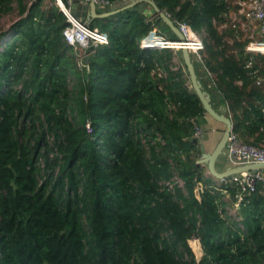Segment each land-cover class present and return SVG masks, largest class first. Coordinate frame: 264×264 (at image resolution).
<instances>
[{
    "label": "trees",
    "instance_id": "trees-1",
    "mask_svg": "<svg viewBox=\"0 0 264 264\" xmlns=\"http://www.w3.org/2000/svg\"><path fill=\"white\" fill-rule=\"evenodd\" d=\"M152 1L201 34L203 89L243 143L264 149V54L220 29L235 6ZM142 10L90 19L107 44L84 52L85 68L56 0H0V20L17 14L0 31V264H264V184L229 212L236 187L196 163L206 112L181 52L140 47L153 29L176 36Z\"/></svg>",
    "mask_w": 264,
    "mask_h": 264
},
{
    "label": "built area",
    "instance_id": "built-area-1",
    "mask_svg": "<svg viewBox=\"0 0 264 264\" xmlns=\"http://www.w3.org/2000/svg\"><path fill=\"white\" fill-rule=\"evenodd\" d=\"M56 1L58 4V1L60 0ZM90 1L96 6L102 8H109L112 5L108 0ZM230 1L231 4L235 6V10L224 15L225 22L220 26V29L225 28L227 25H231L242 33L243 39L248 41L245 48L247 52L264 54V0ZM61 6L63 7V10L61 11L66 16L67 22L69 23L62 32L63 38L66 43L72 46L77 52L79 57L78 65L86 68V65L83 62L85 56L84 52L91 47L107 44V37L104 33L99 32L97 29L89 28L87 23L70 15L68 12L69 10L65 8L62 3ZM165 14L169 17L166 12ZM175 25L183 37L182 41L171 40L162 35L157 29H153L141 39L140 47L148 49H170L174 51H180L185 48L190 53V56H192V62L194 61L203 70L205 78L208 80V87L210 88L212 77L211 74L204 69L200 53L203 50L201 34L195 32L187 22L180 21ZM161 75L164 74H158V76ZM240 84L241 83L238 82V85ZM224 109L225 106H223V110ZM261 111L264 113V105L261 107ZM227 117L231 119L230 114ZM201 134L202 129L200 126L195 125L194 138L200 139ZM225 154L226 161L232 167L264 163V149L243 143L233 132V127L227 137ZM216 182L218 184L224 183L236 187L237 193L235 194L234 201L228 210L231 214L237 215L239 206L243 202L244 195L253 192L257 183L264 184V176L261 171H250L234 174L223 179H216ZM224 200L228 201L227 195Z\"/></svg>",
    "mask_w": 264,
    "mask_h": 264
},
{
    "label": "water",
    "instance_id": "water-1",
    "mask_svg": "<svg viewBox=\"0 0 264 264\" xmlns=\"http://www.w3.org/2000/svg\"><path fill=\"white\" fill-rule=\"evenodd\" d=\"M135 1H136L135 4H137L139 2L149 4L152 7L153 13L155 14V16L160 18L166 24V26H168L169 29L175 34V36H176L175 40H179V41L183 40V37H182L181 33L179 32L177 26L174 24V22L165 14V12L163 10L159 9L152 0H135ZM78 3H79L78 0H72V9L68 11L69 14L74 16L76 19H78V15L76 14L74 9ZM58 4L60 6V9L63 10V7L61 6L60 1H58ZM95 6L96 5L93 2H91V8L94 9ZM121 10H124V8L117 10V11H111V12L105 13V14H103V16L106 17L108 15L109 16L113 15V14H116L117 12H119ZM180 52L182 55L183 63L186 67L188 80L190 82L191 89L197 95V97H198L199 101L201 102V105H202L203 109L205 110L206 114L209 115L210 117H212L214 120L219 121V122H223V124H225L224 131L222 132V135H221L219 141L217 142V144L215 145V147L211 153H208L206 151L204 143H203V138L202 139L201 138L200 139H196V138L193 139V143L197 144L200 147V152H201L200 160H198L196 163L202 164V165L205 164L207 169H208L209 174L215 179L227 178L231 175L239 174L242 172L263 170L264 169V163L242 165V166H237V167L229 166L224 171L217 172V170L215 169V162H216L217 158L223 153V150L225 149L227 137H228V135H229V133L233 127V124H232V121L230 118H228L225 115L219 114L217 111H215L213 109L212 105L209 102L210 99H209L208 94L202 90L201 84L199 83V81L197 79V76L195 73V68H194V65L191 61L190 53L185 48L181 49ZM85 61H87V59ZM194 195H195V198L199 201L200 196H199V191L197 189L194 191ZM188 244H189V246H190V248H191V250L195 256V259L197 261H199V259L201 258L202 254H203L199 240L194 239L192 241V243L190 240V241H188Z\"/></svg>",
    "mask_w": 264,
    "mask_h": 264
},
{
    "label": "crops",
    "instance_id": "crops-1",
    "mask_svg": "<svg viewBox=\"0 0 264 264\" xmlns=\"http://www.w3.org/2000/svg\"><path fill=\"white\" fill-rule=\"evenodd\" d=\"M78 1H79V3L76 5L74 10H75L76 14L78 15V19L85 22V23H88L90 21V19H92V18L104 17L103 14H105V13H108L111 11H117V10H120L122 8H124V9L131 8V7L137 6L139 4H142V7H143L142 12L146 16H148L149 19H153L155 17V14L153 13V9L149 4L140 3V2L135 4V2H136L135 0H120L117 2H113L112 5L109 7V9L106 11H102L105 8L98 7V6H95L94 9H92L90 0H78ZM69 2H70V9L69 10H71L72 9V0ZM191 61H192V59H191ZM193 65H194V63H193ZM194 68H195V66H194ZM195 73H196V76H197L199 83L201 84V81H200L201 77L205 78V74H204L203 70L199 66H197L195 69ZM203 74H204V76H203ZM201 87H202V90L208 94L209 99H210L209 102L212 105L213 109L215 111H217L219 114L224 115L223 114V111H224L223 105L221 103H219V99L216 98L213 100L211 98L210 94L206 90L203 89L202 84H201ZM200 128L202 129V134H201L200 138L201 139L203 138V143H204L206 151L208 153H211L212 150L214 149L215 145L219 141V139L222 135V132L224 131L225 124H223V122H219V121L214 120L212 117H210L209 115L206 114L205 123L200 125ZM199 160H200V158H199ZM200 165H202V164H200ZM204 165H202V166H204ZM229 166H230L229 163L226 161V154H225V149H224L223 153L217 158V160L215 162V169L217 170V172H222Z\"/></svg>",
    "mask_w": 264,
    "mask_h": 264
},
{
    "label": "rangeland",
    "instance_id": "rangeland-1",
    "mask_svg": "<svg viewBox=\"0 0 264 264\" xmlns=\"http://www.w3.org/2000/svg\"><path fill=\"white\" fill-rule=\"evenodd\" d=\"M16 16H17V14L15 13V11H13V12H11V13H9V14H7V15H5V16H3L2 17V19L0 20V31H2V30H6L7 28H8V26L16 19ZM195 63V62H194ZM196 64V63H195ZM196 66V65H195ZM197 67V66H196ZM185 71H186V69H185ZM187 72V71H186ZM187 77H188V75H187ZM188 82H189V80H188ZM189 85H190V82H189ZM191 88V87H190ZM199 160V159H198ZM197 160V161H198ZM198 165H200V164H198ZM201 167H203L204 169H205V175L206 176H209V177H212L209 173H207L208 172V169H207V167L206 166H202V165H200ZM192 241L193 240H191V243H192Z\"/></svg>",
    "mask_w": 264,
    "mask_h": 264
}]
</instances>
